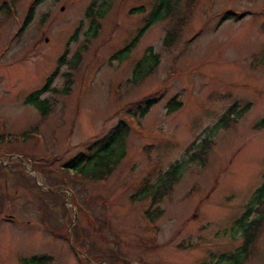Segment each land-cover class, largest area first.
<instances>
[{"label":"rangeland","instance_id":"374dc122","mask_svg":"<svg viewBox=\"0 0 264 264\" xmlns=\"http://www.w3.org/2000/svg\"><path fill=\"white\" fill-rule=\"evenodd\" d=\"M31 1L0 10V136L9 135L0 139V264L35 255L41 261L28 264H226L220 257L243 241L235 221L264 181V124L256 125L264 117V0H180L122 59L114 53L154 0H106L97 27L86 14L93 0H40L21 28ZM235 9L243 13L220 18ZM65 46L39 94L49 103L41 114L25 98L40 91ZM149 47L158 60L144 73ZM72 57L73 66L65 62ZM171 97L180 106L168 111ZM146 98L154 103L130 125L109 173L90 179L61 166L91 155ZM232 104L237 114L222 125ZM204 139L205 162L190 158ZM176 161L178 180L159 201L155 230L143 217L150 199L136 192ZM240 264H264V225Z\"/></svg>","mask_w":264,"mask_h":264},{"label":"trees","instance_id":"16d2710c","mask_svg":"<svg viewBox=\"0 0 264 264\" xmlns=\"http://www.w3.org/2000/svg\"><path fill=\"white\" fill-rule=\"evenodd\" d=\"M40 0H32L31 4L28 6L25 18H24V27L25 25L32 19V14L34 10V5L38 3ZM106 0H102L99 2V7H97L95 10H92V6L95 2L93 0L89 6L87 7L86 14L91 16V22L93 27H97L98 24L95 20L96 17L101 16L103 5ZM180 0H154V5L152 6L149 13L144 17V20L140 27L138 28L135 35L128 40L120 49H118L114 53V57L116 59H122L127 55V52L131 48L130 46L133 45L134 39H136L144 28H146L149 24L152 22L162 19L166 16H169L172 11L175 9V5ZM187 3H190L188 0H186ZM14 3V0H6L3 1L0 4V10L6 9L8 12V9L12 6ZM143 7L141 5L132 7L131 12L133 11H139L142 10ZM92 10V11H91ZM238 15H235L233 12L225 11L221 15V19H228V18H237ZM96 29V28H95ZM175 29H169L167 30L166 35L164 36L165 42H170L175 37ZM174 31V32H173ZM67 47V46H66ZM64 48V51L62 55L58 57L57 60V66L52 71V73L47 77L45 84L39 89L40 91H34L30 92L26 98L25 102L31 103L35 105L41 114H45L47 109L49 108V103L47 101V98L40 97V92H43L50 84L51 78L58 69V67L64 63V54L66 52L67 48ZM147 53L144 56V62L147 65L146 70L144 73L148 72L157 62L158 58L156 53L151 51V48L147 49ZM75 57V56H74ZM72 57L71 59H67V62L69 65H74L75 58ZM78 57V55H77ZM136 69L133 72L132 80H136L139 78V76H136L137 68L139 67V63L135 66ZM69 73H65L67 76L65 79V83L62 87V91H66L68 89L69 85ZM55 87H51V90H55ZM57 90V89H56ZM140 102V101H137ZM154 103V100L152 98H146L144 101L138 104V109H130L128 108V113H130L133 116H139L142 117L144 113L149 109V107ZM180 106V102L178 100H175L174 97H171L168 100L167 103V110L171 111ZM247 106L241 107V110H246ZM233 113H236L235 105L232 104L230 107L226 109V111L221 115L219 118V123L222 125L227 124L229 125L234 118L232 117ZM237 114V113H236ZM264 124V117L261 119L260 122H258L257 126H262ZM130 129L128 122L124 118H118V120L114 123V125L108 129L106 134L102 139H100L99 143L95 145L93 153L91 152V155L85 156L82 153L74 155L72 158L69 159V161L65 162L64 165H61L64 168H75L78 170L81 174L84 176H87L88 178H102L105 173H109L113 164L116 163L117 159L124 154V137L127 134V131ZM35 130V128H33ZM27 135L26 133L23 134L25 137ZM0 139H2V135L0 136ZM96 144V143H95ZM211 146V141L204 139L203 143H200L197 150L193 151V153L189 154V157L192 159L202 160L205 162L207 158V149ZM191 146L189 145L188 151L191 150ZM192 151V150H191ZM181 170V163L180 162H173L170 164V167L167 168L157 179L153 182H150L148 179L143 180V183L141 184L140 188L137 190V194L147 196L150 199L149 207H146L143 210V214L145 217H147L150 221L154 220L157 216V213L159 212V201L162 199L164 194H167L169 190L172 188V185L176 180H178V176ZM51 172V171H46ZM135 196V195H134ZM133 196V198H134ZM137 197V196H135ZM255 204H246L245 208L240 215L239 218L236 219L235 224L240 228L241 234L243 236L242 244L238 247L237 251H233L229 253L228 255L224 257H220V259H227V263L229 264V261L232 260L231 264H240L244 259H246L253 249V246L255 242L258 239V236L262 230V227L264 225V181L261 182L259 186L255 189V196L253 200ZM253 205V206H252ZM256 211L258 214L252 218H249V212L250 211ZM41 256H33L29 259L30 262L36 261L39 263L41 261ZM44 264V263H43ZM218 264V261H217Z\"/></svg>","mask_w":264,"mask_h":264}]
</instances>
